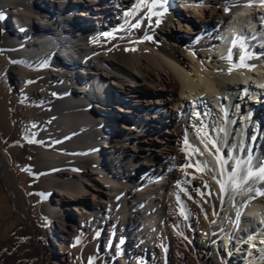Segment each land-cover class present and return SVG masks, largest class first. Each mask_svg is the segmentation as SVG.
<instances>
[{
    "label": "bare ground",
    "instance_id": "bare-ground-1",
    "mask_svg": "<svg viewBox=\"0 0 264 264\" xmlns=\"http://www.w3.org/2000/svg\"><path fill=\"white\" fill-rule=\"evenodd\" d=\"M130 3L0 0V264H74L76 234L104 264H264V196L237 195L233 206L229 193L221 203L207 171L185 187L206 191L207 181L211 197L175 187L190 179L180 170L185 133L195 159L220 168L193 127L201 97L207 130L226 128L223 155L250 149L254 167L264 160V142L255 144L264 138V0L227 12V0H169L154 31L145 20L105 37ZM146 31L152 41L132 42ZM237 35L249 38L255 67L229 75L221 57Z\"/></svg>",
    "mask_w": 264,
    "mask_h": 264
},
{
    "label": "snow or ice",
    "instance_id": "snow-or-ice-1",
    "mask_svg": "<svg viewBox=\"0 0 264 264\" xmlns=\"http://www.w3.org/2000/svg\"><path fill=\"white\" fill-rule=\"evenodd\" d=\"M168 3L169 0H132V3L127 5L122 11V17L124 18V22L118 28L114 29L112 32H108L103 34L107 38L116 39V33L120 31L127 32L128 29H139L144 21L147 20L148 23L144 25L145 28L152 29L153 27V18L155 27H159L160 23H162L163 17L168 11ZM233 6H251V0H245L244 3L236 5L235 0H227L225 5V12L229 11ZM143 13V15H140ZM139 16V19L136 17ZM135 20V23L132 21ZM130 36V34H129ZM125 37H120V39H124ZM153 35L149 34L147 31L144 33L143 37L137 41H132L133 43H143L144 41H152ZM249 38L242 37L237 35L230 43V49L227 55L222 56L221 59L229 62L228 74L230 75L233 70H239L241 68H245L247 70H252L255 66L246 63L247 60L255 59L256 55L253 54L249 49ZM233 49H239V52L236 56V59H233ZM135 51L136 49H125V51ZM3 50H0L2 52ZM11 63H19L18 61H10ZM203 63V61H202ZM223 69H217V73L222 72ZM33 81H28V83H32ZM219 100L220 97H217ZM193 106L192 115L200 121L199 125H193L195 130L201 134V142L207 148L209 144L211 147L215 149V156L217 159V163L220 165L219 171L215 169H211L208 167V162L204 161L203 163L197 159H195V154L200 153V149L198 147H193L187 139V134L185 133L182 151L185 153L186 163L180 165V170L184 172L186 177H190L187 180H180L176 182L175 187L179 188L188 199H193L191 193H195L197 196L201 198L208 196L211 197L215 193H213L209 189V184L207 181L203 183V188L206 191H201L200 188L192 186L191 193L185 185H191V180L197 178V173L201 175V178L205 172H212L211 176L212 180H215L217 185H219V195L218 198L223 203L224 197L231 193L229 197L230 201L235 206V198L237 195L240 196H248L250 200H254L256 197L264 196V190L256 186V182L264 184V160L258 162V166H253L254 161V153L249 149L246 154L238 155L235 158L233 157V153L229 152L225 157L221 151L222 142L219 140V134L225 133L226 128H215L213 127L211 131L207 130V125L204 124V120H206L211 115V109L208 111L202 112L196 106L198 104H204L205 101L203 97H201L198 101L191 102ZM225 113V118L227 117V111L224 105L221 106ZM35 126V125H33ZM34 142V141H29ZM229 163H233V167L229 170ZM191 168L193 171L191 173L185 171L186 169ZM27 171V169H25ZM176 200L178 205L179 214L187 219L191 215V210L187 209L180 200V192L176 193ZM195 202V201H194ZM210 202V200H205V203ZM247 207V204H243L240 208ZM240 208L237 209V217L236 223H239V217L241 215ZM213 215H216L215 209L213 211ZM205 218H207V214L205 213ZM178 227V225L176 226ZM254 236L248 237L249 240L254 239ZM79 243V240L77 241ZM88 264H94L93 259L89 258Z\"/></svg>",
    "mask_w": 264,
    "mask_h": 264
},
{
    "label": "rangeland",
    "instance_id": "rangeland-1",
    "mask_svg": "<svg viewBox=\"0 0 264 264\" xmlns=\"http://www.w3.org/2000/svg\"><path fill=\"white\" fill-rule=\"evenodd\" d=\"M177 9L179 7H176ZM208 11V10H207ZM209 12V11H208ZM261 25L264 23V18H261ZM183 30L188 29V25L185 22L183 27ZM261 57L264 58V50H259V60L261 59ZM260 62L257 63V65ZM261 108L264 109V104L261 106ZM264 111V110H263ZM85 235L83 234H76L73 238L72 241L70 242L69 245V251L73 256V263L74 264H88V261L85 262L84 259V255L88 252L89 254H91V257L93 259L94 264H104V260L101 258L100 252L98 250V248L96 247H91V244L89 242V237L87 238L84 237ZM79 240V243H77V241ZM102 261V262H101Z\"/></svg>",
    "mask_w": 264,
    "mask_h": 264
}]
</instances>
